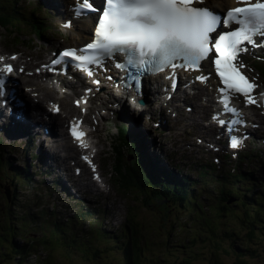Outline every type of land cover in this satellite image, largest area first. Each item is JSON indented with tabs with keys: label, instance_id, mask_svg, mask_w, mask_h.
Here are the masks:
<instances>
[{
	"label": "rangeland",
	"instance_id": "1",
	"mask_svg": "<svg viewBox=\"0 0 264 264\" xmlns=\"http://www.w3.org/2000/svg\"><path fill=\"white\" fill-rule=\"evenodd\" d=\"M25 1L28 2V0ZM19 5L22 7L24 6L23 3H19ZM55 13L53 14L54 17H56ZM41 21L43 23H46V26L48 27L53 23L49 19ZM54 29L56 31L58 30L56 26H54ZM3 33L4 32L0 29V34ZM23 34L24 37L21 36V33H19L18 38L15 39L14 47H12L10 50L7 49L5 53L8 52L9 54H16L19 58V62L30 64V67L28 68L37 67L42 62L43 58L46 57L49 53L47 48L50 45L53 46L55 42L61 43V40H56V37H58L59 35L50 34L48 41L42 40V43L38 42V46H35L30 37H28L25 32H23ZM67 41H69L71 44H77L71 37L68 38ZM83 42L84 41H80L79 44ZM57 97L59 98V96L56 95L55 99H57ZM46 100L48 102H52L54 99L46 98ZM65 100L69 102L70 97L68 96ZM61 101H63V99H61ZM75 115H77V113H73V116ZM88 117H86V115L83 116L84 122L86 123L85 125L87 129H90L93 132V141L95 143H100V145L99 143L97 145H99V151L101 149V161L103 162L104 170L107 176L112 182V179L114 180V176L112 175V164L109 163L106 166L105 161L106 163L109 162V160L107 159L112 155L113 151L111 148L110 138H114V136L117 137L116 131L104 119H102V125L98 128H95V121H93L94 116L92 115L89 118V121L87 120ZM181 123L182 119L179 123L176 124V126H172L173 128H171V130L166 131L161 136H156V134H153V141L157 143V145L161 144L162 146L167 145L171 147L165 153L169 154V152H174L173 154L176 156L173 157V161L177 163L180 162L182 163L181 165L185 166L186 163L191 162V159H193L192 162L195 164L205 163L204 160H208L207 163L210 164L214 161L215 158H219V171L223 169L222 167L231 165L229 163H226V159L228 158L227 156L222 157L224 155L222 153V156H220V154H213L211 152L202 153L206 151V149L203 148V145L199 146L197 139L192 140L194 144H191V142L185 144L186 141L185 139H183V136L177 139L179 135L185 136L186 133ZM140 125L142 124L140 123ZM147 129H149L148 126ZM5 138H9L8 140H5V144L7 146L6 149L13 150L15 154L7 152V158L10 161L8 162L11 167L10 165L8 166L7 164H5L2 168H0V198L5 197L7 201L16 199L17 202L21 203L24 200L23 195L34 193V191H32L33 184L29 185L26 182L21 183V181H19V179L17 178V173H20V178H24V175L28 173L26 171L28 170V167H26L25 170L23 167H18V165L25 162V159L26 161H30V158H28L29 152H31L33 157L38 155V153H41L40 149L45 150L46 144L44 145V143L39 142L38 140H35L38 144V147H34L23 142H19V144H14L11 142L10 144H8L7 141L14 138L3 135V139ZM184 144L188 145V147L183 148L182 145ZM190 145L193 147L191 148ZM173 147L175 151L172 149ZM49 151H53L54 155L55 153L59 154V149L55 150V148H50ZM262 151V161L264 162V148H262ZM54 155H51L53 156L52 162L54 165H56V162H58V160H54ZM63 158L64 156L61 159ZM186 160L188 161L186 162ZM25 164L27 163L25 162ZM233 164L235 167L238 162L234 160ZM56 166L59 165L57 164ZM38 167H36V171H38ZM200 167L201 166L197 165L195 172H190L192 175H194L195 178L197 177V179L203 181L198 173L200 172ZM234 167H231L232 171ZM155 171L156 174H159L161 181H165L164 183L171 182V187L169 188H172V190H175L176 186L179 185L186 188L185 190L190 194L193 192L189 187L187 181H172V177L167 175L166 173H158L157 170ZM219 171H217L216 173L209 172L208 176L204 177V181L208 180L211 182L213 180H217ZM42 172L43 171H41L40 173L42 174ZM59 172L56 171V174H59L61 176ZM121 172L123 174L122 175L119 172L121 177H125V171L121 169ZM238 172L242 174V172ZM34 173L35 172L33 171L29 172V174ZM14 175V183H12L10 179ZM42 176L43 179L46 174L43 173ZM227 177V180L230 181V183L232 181H236L239 186L241 185L234 177L226 175V178ZM261 177L262 184H256L255 187L257 189L251 190L248 193L252 192L253 194H255L257 193V191L264 193V187H262L264 185V174ZM245 178H248L250 180L248 174H246ZM37 179L39 178L37 177ZM144 179L148 181H144ZM243 181L245 183H242V185H248L246 184V180ZM18 182H20V184H18ZM152 182L153 180L148 176L147 171L142 173L141 178H139V184H143L145 186L146 184ZM13 185L17 189L15 194ZM39 185L41 190H45L44 197L46 198L45 192H47L48 189L46 188L49 184H43L42 182H39ZM149 185L151 186V192L148 193L149 197L147 196V194H142L143 192L141 191H132L125 187L123 189L125 192V196L118 193L116 195H110L113 199H115V203H112L111 201L109 203L99 202L102 198V195H98L95 193L90 195L88 194L86 200L82 202L86 207L96 205L95 207H97V209H105L108 218L106 223H109L108 226L111 230H114L115 228H118V226H121L125 223L127 217L129 216V211L130 214L131 211L134 212V217H131V219L129 217L128 218L130 220V223H133L138 229L139 239H136L137 244L133 246V249L134 251H136V248H139V250L137 255L132 254L131 264H235L239 260H244L249 264H264V211L262 212L263 214H260L258 212L257 214L250 213L249 215H247L243 213L244 204L242 203V201L233 200L229 202L231 205V208L229 210H221L223 209L222 207H226L225 205H227V202H222L224 204L221 207H218V209L216 210L217 212L215 211L213 212V214L209 213V215L207 216L206 210H203V212H201L198 211V209L195 207L198 204L197 199L199 198L194 193V198L196 200H194L192 197H189L188 200V202L191 204H189L190 208L185 210L187 207H184L183 209L180 208V210L178 211V207H174V204L171 202L172 200L170 198L169 200L163 199L162 201L158 202L156 200L158 196L154 191V186H152L151 184ZM74 186H78L81 189L85 188L84 186L81 187L82 185L80 183H77V185L74 184L73 187ZM76 189L77 188H75L73 192H75ZM243 192L244 191H241V193ZM54 193L55 194L51 200L47 198V200H43L45 205H47L46 208H48V211L52 212L53 214L58 213L59 215H57V217L59 219L65 218L67 216H72L74 218L72 220V224L75 223V227H77L79 224V228H81H78V230H75L73 232V234L78 236V238L73 239V241L72 239H64V243L62 247H60L61 244L59 243V241L63 239L58 241V239H51L50 237H48L50 239V244L47 242L46 247L40 248L37 247L39 229L38 225H36L35 222H32L30 225L26 224L24 226L26 230L30 228L36 229L35 234H33L31 238L28 236L26 230H21L20 226H14V229L24 233L25 242L28 245L27 253L31 254V256H24L23 258L19 256L18 259L21 258L22 260H15L14 257H16L15 254L17 255V253H8V250L2 245L4 243V240L0 239V264H17V261H19L18 264H41L42 262L45 263L46 261V264H124L125 260L128 259V256L126 254V243L130 239L120 240L119 244L108 239H82L87 235L90 238L95 235V233L98 232V229L96 228L97 226L103 229V223H105L104 218L102 219L99 216H95L93 214L92 208V215H89L87 217L83 216L82 220L78 219L79 216L75 215L74 211L71 210L73 205H75V202L71 200V197L74 194L72 196H69L68 199H64V192L55 188ZM258 194L260 193H257L255 195ZM263 196L260 199L264 203ZM257 204L261 205V202ZM16 206L19 207L20 204H16ZM75 207H73V209ZM79 207L80 206H78L77 210L82 213L84 209H80ZM163 210L169 211L171 220H175L172 218L178 213L183 219L181 225L179 223H176L175 226L171 229L170 225L166 227L165 224H162L163 217L161 211L163 212ZM197 216L199 218L205 217L204 219H207L209 225L206 226L205 230H203L205 226L201 224V221H203V219L199 222L200 228H197V226H195V223L198 222L196 220ZM214 224L217 226V229L215 231L212 228ZM256 224L258 226L253 227V225ZM4 226L5 225H2V227H0V237L6 234L4 233ZM89 226H91L90 230L88 229ZM208 227L210 228V230H207ZM11 235L12 234H9L5 237ZM177 235L183 236H181V238L179 239L177 238ZM185 235H188V237H184ZM252 235L254 237L250 238V236ZM19 243L21 244V241H19ZM247 243H249V245H247L245 248L244 244ZM37 255L41 256L40 260L37 259Z\"/></svg>",
	"mask_w": 264,
	"mask_h": 264
},
{
	"label": "snow or ice",
	"instance_id": "2",
	"mask_svg": "<svg viewBox=\"0 0 264 264\" xmlns=\"http://www.w3.org/2000/svg\"><path fill=\"white\" fill-rule=\"evenodd\" d=\"M197 3L203 0H102L99 7L94 0H77L72 6L74 18L95 14L94 38L83 48L60 51L52 65L64 64L92 77L93 67L106 70L104 62L112 60L119 70H135L121 80L126 89L130 87L140 95V81L146 76L167 70L165 79L170 80L175 89L176 69L198 71L201 62L210 59L222 85L217 91L222 96L224 112L233 117L230 121L217 116L213 119L231 133L238 126H244V121L240 112L230 106V100L239 96L243 97L245 105L258 104L254 91L258 85L241 71L245 65L240 56L249 47H264V39L259 42L256 39L264 38V0H236L238 6L229 8L223 15L197 7ZM63 26L70 27L71 22L66 21ZM2 59L0 57V61ZM44 67L53 70L47 65ZM14 71L11 64L0 67V98L8 97L0 99V106L14 104L21 109L17 116L22 117V102L16 100L14 91L5 89V85L11 83L7 77ZM195 79L205 82L208 77L199 75ZM128 80L132 81L131 85ZM92 82L99 84L95 79ZM259 97L264 99V92H260ZM52 110L59 111L56 106ZM81 125L82 121H77L70 125L69 131L79 148L87 149L89 145L85 142L86 133L80 130ZM244 139L246 137L230 135V147L239 148ZM82 159L88 160L87 156ZM92 170L95 173L94 167ZM94 179L99 177L94 176Z\"/></svg>",
	"mask_w": 264,
	"mask_h": 264
},
{
	"label": "trees",
	"instance_id": "3",
	"mask_svg": "<svg viewBox=\"0 0 264 264\" xmlns=\"http://www.w3.org/2000/svg\"><path fill=\"white\" fill-rule=\"evenodd\" d=\"M120 180L122 182V186L125 188H128L129 190H132V191H141L143 192L142 194H147V196L149 197L148 193L151 192V186L149 184H151L152 186H154V191L155 193L157 194V198L156 200L159 202V201H162L163 199H167L169 200V198L172 200L171 202L174 204V207L177 206L178 207V211L180 210V208H184V207H187L185 210L189 209L190 208V203L188 202L189 200V197H192L194 200H196L193 196V192L190 194L188 191H186L184 187L182 186H179L177 185L176 186V189L175 190H172V188H169L170 184L169 182L168 183H159L158 181H160V176L157 177V180H155V178L153 177L152 180L153 182L152 183H149V184H146L143 185V184H139V179L136 177L134 180L131 179V176H125V177H120ZM148 181V180H146ZM145 186V187H144ZM144 187V188H143ZM168 187V188H166ZM190 204V205H189ZM227 208H229L228 205H225ZM198 211H202L204 209V206H201V205H197L195 206ZM218 207V206H217ZM221 207V206H220ZM223 209L221 210H224L225 207H222ZM220 210V211H221ZM219 211V210H218ZM162 213V217H163V221H162V224H165L166 227H168L169 225L171 226V229L175 226L176 223H179L181 224L182 223V220L181 218L179 217H176L177 220H171V215L169 213L168 210H163V212L161 211ZM9 219L11 220H14L16 217L12 216V215H9L8 216ZM203 221L205 223H208L207 219H203ZM29 225V223H25V225ZM60 230L62 231L63 234H66L67 232L63 229L60 228ZM57 231L58 229L54 232V237L56 236L57 234ZM132 237L130 240L127 241V246H126V254L128 256V259L125 260V264H131V255L132 253L133 254H136L138 253V250L139 248H136V251H134L133 249V246L137 244V240L136 239H139L138 237V229L137 227L133 224V227H132ZM15 236H8V237H5L2 236L0 237V239H4V243H7V241H11V242H14L15 241ZM252 236H250L251 238ZM50 238H53L50 237ZM8 239V240H7ZM69 239V238H67ZM249 245L246 244V246ZM245 246V248H246ZM235 264H249L248 262L244 261V260H239L238 262H236Z\"/></svg>",
	"mask_w": 264,
	"mask_h": 264
},
{
	"label": "bare ground",
	"instance_id": "4",
	"mask_svg": "<svg viewBox=\"0 0 264 264\" xmlns=\"http://www.w3.org/2000/svg\"><path fill=\"white\" fill-rule=\"evenodd\" d=\"M57 1H59L60 2V0H57ZM54 4V6H57L55 3H53ZM59 4V3H58ZM82 27H83V29H84V31H86V32H84V33H77L76 35H81L84 39H86V40H89L91 37H90V35H89V32H90V30L92 29V23L90 22V19H87L85 22H83V24H82ZM90 27H91V29H90ZM76 35H75V37H76ZM107 72H109V71H107ZM110 76H111V73H110ZM258 83V85H260V82H257ZM118 86V85H117ZM202 91L203 90H205V89H201ZM207 96H209V100L206 98V101H207V105H202V104H200L199 103V101L203 98V97H205L204 96V94L200 91V92H198V94H197V96L196 97H199V99H196V97H194V98H191V97H189L187 94H185V101H186V104L188 105V106H190V108H191V110H192V112L189 114V115H187L186 113H185V117H186V120H189V119H192V123H189L192 127L193 126H195V127H198V128H200L199 130L200 131H198L197 133H199V132H201V134H202V132L204 131L203 130V128L201 127V125H200V123H199V119H202V114L203 115H206V111H205V113H203V109H207V108H209L210 107V104L212 103V106L211 107H213L214 106V103H213V100L210 98V96H211V94L208 92L207 93ZM46 97H48V98H52L53 97V94L52 93H48V94H46ZM22 100L20 99V102H21ZM195 104H196V107H197V105L198 104H200V108H201V115L200 116H198L197 115V112H196V107H195ZM210 107V108H211ZM70 111H75V109L74 108H72V107H69L68 108ZM199 109V108H198ZM88 117V116H87ZM57 117H55L54 119H53V122L55 121V122H60V120L59 119H56ZM88 121H89V118L87 119ZM24 124H26V123H24ZM16 125H18V126H20L19 124H16ZM54 125H57L58 126V124H54ZM101 125V124H100ZM27 128V127H26ZM95 128H97L96 126H95ZM4 131V133L6 132L5 130H3ZM29 131V130H28ZM6 134L8 135V133L6 132ZM92 134H93V132H92ZM203 135V134H202ZM6 136V135H5ZM24 136L22 135L20 138H18L17 136L14 138V139H11V140H9V141H7L8 142V144H10L11 142L12 143H14V144H17V143H19L21 140H22V138H23ZM95 137V136H94ZM96 138V137H95ZM9 138H5V140H8ZM46 139H49L51 142H52V145H53V147L55 148V150H58V149H60V148H62V150H64L65 151V148H68V146H67V144L64 142L65 141V138H64V136H62L61 135V133H57V132H55V130L54 131H50L48 134H46ZM63 139V140H62ZM29 140H30V142H31V145L32 146H34V147H38V144H37V142L35 141V140H33V139H31V138H29ZM6 142V141H5ZM40 142H42V140L40 141ZM99 142H96V146H97V144H98ZM7 144V145H8ZM69 149V148H68ZM48 154H50V155H52L51 153H49L48 152ZM100 154H101V151H98V153H97V159H99V157H100ZM58 156V155H57ZM56 156V157H57ZM67 157H70V155L69 154H67ZM25 162H26V159H25ZM22 166V164H20V165H18V167H21ZM113 167H114V169L115 170H117L118 172H120L121 174H122V172H121V170H120V168L118 167V165H117V163H113ZM123 175V174H122ZM157 177L158 176H155L154 178H155V180H157ZM81 178L82 179H85V175H84V172L82 171V175H81ZM158 181V180H157ZM61 182H64L63 180H61ZM159 182V181H158ZM163 182H165V181H163ZM163 182H161V180H160V183H163ZM256 185V184H255ZM50 185H47V187H49ZM88 191H91L92 192V190H94V188H93V183L90 181V180H88V182L85 184V186H84ZM255 187V186H254ZM166 188H168V187H166ZM92 189V190H91ZM255 189H257V188H255ZM43 191H45V190H43ZM86 193V192H85ZM60 196V195H59ZM98 203V202H97ZM258 203V202H257ZM254 204V203H253ZM169 205V204H168ZM167 205V206H168ZM246 206H247V204H246ZM262 212H260V214H261ZM263 214V213H262ZM262 216V215H261ZM69 217V216H68ZM256 218V217H255ZM263 219V218H262ZM264 220V219H263ZM83 226V225H82ZM53 236V238H51V239H54V235L51 233V231H48L47 232V237H52ZM88 236V235H87Z\"/></svg>",
	"mask_w": 264,
	"mask_h": 264
}]
</instances>
